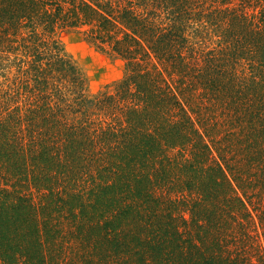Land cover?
<instances>
[{"label":"trees","instance_id":"trees-1","mask_svg":"<svg viewBox=\"0 0 264 264\" xmlns=\"http://www.w3.org/2000/svg\"><path fill=\"white\" fill-rule=\"evenodd\" d=\"M0 264H264V0H0Z\"/></svg>","mask_w":264,"mask_h":264},{"label":"rangeland","instance_id":"rangeland-1","mask_svg":"<svg viewBox=\"0 0 264 264\" xmlns=\"http://www.w3.org/2000/svg\"><path fill=\"white\" fill-rule=\"evenodd\" d=\"M56 39L87 76L88 93L91 97L112 90L115 82L125 75L124 61L98 47L89 38L86 28L59 31Z\"/></svg>","mask_w":264,"mask_h":264}]
</instances>
